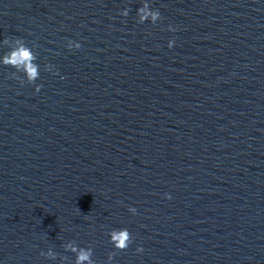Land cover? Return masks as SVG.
Segmentation results:
<instances>
[{"label":"water","instance_id":"95a60500","mask_svg":"<svg viewBox=\"0 0 264 264\" xmlns=\"http://www.w3.org/2000/svg\"><path fill=\"white\" fill-rule=\"evenodd\" d=\"M5 37L0 264H264V0H0Z\"/></svg>","mask_w":264,"mask_h":264},{"label":"clouds","instance_id":"9594fccd","mask_svg":"<svg viewBox=\"0 0 264 264\" xmlns=\"http://www.w3.org/2000/svg\"><path fill=\"white\" fill-rule=\"evenodd\" d=\"M138 12L140 13V21L143 22L147 15L144 12V8H139ZM120 14L122 16H127V10H121ZM153 23L159 18V12L150 13ZM170 31H175V29L169 25ZM9 42V38L5 37L3 40H0V45L7 44ZM173 41L169 40V47L173 45ZM69 49L80 48L81 45L78 41H74L69 39L66 45ZM0 65L2 66H10L12 69L16 70V73H23V77H18L13 74L14 78L20 79L21 83L25 80L29 83L35 82L39 76V68L40 65L37 63V55L33 51V49L27 44L22 42V38H17L15 41V46L11 47L4 55L0 56ZM53 66L47 65V70L52 71ZM40 90V85L36 86V91ZM129 211L133 214L136 213V208L130 207ZM109 241L113 245L114 249L123 250L126 249L131 240L132 236L127 227L121 228H112L108 232ZM67 249L76 253L74 264H96V261L93 260V249L88 247H82L79 245H73L69 243L66 245ZM138 252L142 251L141 247H137ZM41 255L46 258L55 259V253L51 249H47V251H41ZM114 253H109L108 260L111 261Z\"/></svg>","mask_w":264,"mask_h":264}]
</instances>
